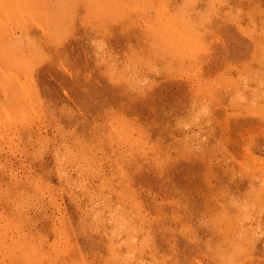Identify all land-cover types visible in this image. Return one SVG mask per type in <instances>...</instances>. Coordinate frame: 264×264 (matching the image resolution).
Returning a JSON list of instances; mask_svg holds the SVG:
<instances>
[{"label": "rangeland", "instance_id": "1", "mask_svg": "<svg viewBox=\"0 0 264 264\" xmlns=\"http://www.w3.org/2000/svg\"><path fill=\"white\" fill-rule=\"evenodd\" d=\"M0 264H264V0H0Z\"/></svg>", "mask_w": 264, "mask_h": 264}]
</instances>
